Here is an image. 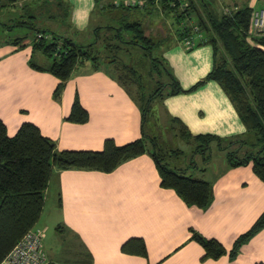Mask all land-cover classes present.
<instances>
[{
  "label": "crops",
  "instance_id": "1",
  "mask_svg": "<svg viewBox=\"0 0 264 264\" xmlns=\"http://www.w3.org/2000/svg\"><path fill=\"white\" fill-rule=\"evenodd\" d=\"M66 1L72 7L67 33L79 42L85 34L91 39L90 31L106 22L95 0ZM247 2L253 8L259 2L263 6V0ZM198 40H194V47L187 48L186 41L174 37L159 48L184 90L203 81L214 66L213 47L199 46ZM30 42L27 38L19 45L0 43V118L10 137L29 122L54 141L59 151H101L107 139L125 145L141 138L142 111L129 88L108 71H93L87 64L75 70L56 99L59 79L30 66ZM38 56L40 64H50L49 59ZM76 97L89 113V121L84 124L67 120ZM161 109L165 119H179L195 136L211 134L228 139L246 133L234 104L215 81L192 92L167 97ZM178 140L188 149L179 147L185 156L176 164L187 168L196 146ZM197 155L193 157L196 168L188 172L213 184L214 200L206 211L189 207L175 190L164 188L149 154L131 159L110 173H56L46 192L44 210L50 203L57 212L54 218L61 234L60 250L69 255L63 264L264 262V229L244 244L235 258L229 255L238 237L264 212V182L255 174L253 164L233 168L228 166L227 158L205 163ZM39 229L45 231L46 237L48 226ZM192 229L218 240L228 253L203 260L205 250L193 240ZM132 239L143 241L146 256L123 252L122 246ZM47 258L49 264H59V258L48 254Z\"/></svg>",
  "mask_w": 264,
  "mask_h": 264
},
{
  "label": "trees",
  "instance_id": "2",
  "mask_svg": "<svg viewBox=\"0 0 264 264\" xmlns=\"http://www.w3.org/2000/svg\"><path fill=\"white\" fill-rule=\"evenodd\" d=\"M144 1L142 5H128L115 0H95L106 22L90 31L89 43L75 40L73 34L67 33L69 30L66 33L60 31L71 21L72 7L66 0H45L44 12L40 8L43 14L39 15L31 13L26 5L22 8L25 16H20L10 26L2 23L9 31L21 26L36 32L30 42L33 50L30 66L59 79L54 93L56 99L60 98L75 70L87 64L93 71H108L127 88L137 82L139 90L135 99L142 111V136L125 145L107 139L101 151H59L55 142L45 137L35 124H22L17 134L10 137L0 118V264L27 232L37 228L50 181L56 173L64 170L110 173L131 159L149 154L157 165L162 186L175 190L189 207L206 211L214 200L213 184L195 178L188 170L196 168L193 153L201 155L205 163L210 162L211 146L215 144L219 151L226 152L229 167L252 163L255 174L264 182V37L253 36L255 8L247 2L227 13H217L212 0ZM200 5L206 15L200 11ZM7 6V2L0 0V8ZM159 13L174 19L178 26L176 37L180 41L199 38V46L209 44L214 49L212 71L190 90L181 87L167 60L155 53L162 43L146 34L144 22L153 20ZM54 23H57L56 28L52 27ZM27 38L18 36L6 42L19 45ZM172 38L169 35V39ZM130 47H140L150 56L152 63L147 74L152 79L159 77L156 82L151 81L152 88L147 89L144 85L145 73L140 72L141 69L129 68L122 60V55H130ZM38 55L49 59L50 64H40ZM209 81L217 82L230 98L246 127L245 135L228 139L211 134L195 136L179 119H166L167 123H164L157 106L162 108L167 97L192 92ZM153 103L156 104L154 111L151 108ZM67 120L78 124L89 121V113L78 97ZM161 129H169L176 140L196 146L187 168L171 161V158H176L177 162L181 160L184 151L163 145L158 135ZM262 229L264 212L246 233L238 237L230 257L235 258L242 246ZM191 231L193 240L205 250L203 260L218 259L228 253L218 240L207 238L194 229ZM122 250L127 254L147 255L141 239L126 242Z\"/></svg>",
  "mask_w": 264,
  "mask_h": 264
},
{
  "label": "rangeland",
  "instance_id": "3",
  "mask_svg": "<svg viewBox=\"0 0 264 264\" xmlns=\"http://www.w3.org/2000/svg\"><path fill=\"white\" fill-rule=\"evenodd\" d=\"M4 2H7V8H0V43L6 42V41H12V38L18 37V36H28V39H30V41L36 36V32L35 31H31L30 29L26 28V27H21V26H16L14 27L11 31H9L8 28H6L5 25H3L2 23H6L7 26H10L12 24H14V21L20 19V16H25L26 13L25 11L22 9L24 6L28 7V9H30L31 13L34 14H43L40 11L42 7L46 4L44 1L45 0H15V2H9L8 0H2ZM118 3L123 2L124 4H128V3H140V5L144 4L145 1L144 0H115ZM214 3V9L217 11V13H227L230 10L235 9L236 7H240L243 4L247 3L248 0H212ZM14 5V6H13ZM262 7V3L259 2V5L257 6V8H261ZM33 9V10H32ZM200 11L205 14L204 8L200 5ZM44 12V10H43ZM160 16V17H159ZM159 16H157L156 18H153V20H150L148 22V19L144 22L145 23V30H146V34L151 36L155 41H160V43L162 44H167L168 41H172V39H174V37L177 36L176 32L178 30V26L175 24L174 19L171 18V16H162L159 13ZM46 18H42V20H45ZM145 20V19H143ZM47 22V21H45ZM193 22V21H192ZM50 24V23H48ZM55 26H57V23L52 24L53 28H56ZM166 28V29H164ZM67 29H62L60 31L66 33ZM166 33H165V31ZM170 32L169 35H172V39H169V35L168 33ZM165 35H168L167 38L165 37ZM196 38V37H194ZM81 42L83 43H89L91 42V39H89V37L86 36V34L83 36V39L81 40ZM131 53L126 54V55H122V60H124L125 62L128 63L129 68H136L137 69H141L140 72L145 73L143 75V80H144V85L147 87V89L149 87H153V85H150L151 81L156 82L159 77H154V79H152L151 75L147 74L150 71L151 65L150 63V56L146 55V50L141 49L140 47H136V48H131ZM155 53L162 55L159 50L155 51ZM156 55V54H155ZM149 69V70H148ZM118 73H116L117 75ZM130 82V81H128ZM137 82L132 83L128 86V88L131 90V92L133 93V95L138 97V86H137ZM145 87V88H146ZM146 89V91H148ZM147 98V96H145ZM145 98V99H146ZM156 107V104L153 106H151V108L153 109L152 111H154V109ZM159 110L160 114L162 115V117L164 118V123H167V120L164 117V113L163 110L161 108H159V106H157L156 110ZM161 138L162 144L165 145L166 147H171V148H176V147H180L182 149H188V146L184 145L183 143H179V140L175 138L174 134L171 133L169 131V129H161L159 131L158 134ZM210 161L213 159L215 162L217 160H225L226 159V152L225 151H219L216 147L215 144H213L211 146V150H210ZM209 154V155H210ZM196 154L193 153V156H195ZM192 157V153L189 155V158ZM197 157L199 158L200 156L197 155ZM188 158V161H189ZM186 160V159H182ZM171 161H173V163H176L177 160L176 158H171ZM181 161V160H178ZM47 209L43 211V215L41 217V219L39 220V222L37 223L36 227L37 228H45V226H48L47 229V233H46V237L44 239V249L46 251V253L48 254V256H53L54 258H59L60 261H58L59 264H63V262L65 263L66 260H68V256L67 254H65V252L62 250H60V247L62 245V241H61V234L58 233L57 231V226L55 223V216H57V212L54 209L53 205H50V203L46 204ZM45 208V207H44ZM50 210V211H49ZM55 224V226H53ZM62 258V259H61ZM55 260V259H54ZM61 262V263H60ZM70 262V261H69ZM71 263V262H70Z\"/></svg>",
  "mask_w": 264,
  "mask_h": 264
},
{
  "label": "built area",
  "instance_id": "4",
  "mask_svg": "<svg viewBox=\"0 0 264 264\" xmlns=\"http://www.w3.org/2000/svg\"><path fill=\"white\" fill-rule=\"evenodd\" d=\"M129 4H135V2ZM252 28L253 36L264 37V0L261 8H255ZM194 44V41H186L187 48H192ZM44 237L43 229L30 230L8 253L1 264H49L44 249Z\"/></svg>",
  "mask_w": 264,
  "mask_h": 264
}]
</instances>
